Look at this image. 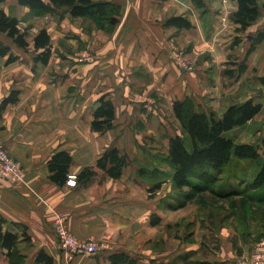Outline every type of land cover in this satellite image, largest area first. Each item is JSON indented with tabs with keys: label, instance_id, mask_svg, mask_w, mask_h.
<instances>
[{
	"label": "crops",
	"instance_id": "0c3cea01",
	"mask_svg": "<svg viewBox=\"0 0 264 264\" xmlns=\"http://www.w3.org/2000/svg\"><path fill=\"white\" fill-rule=\"evenodd\" d=\"M92 1L117 5L113 20L101 26L94 19L71 16L66 6L44 15L16 0L0 4L26 28L28 42L20 48L0 34L16 56L9 63L0 56V144L25 174L19 183L0 178L1 231L19 234L17 247L25 264H35L39 251L53 264H108L114 252H126L138 264H244L251 240L236 237L233 217L224 218L229 213L219 219L215 214L211 238L204 220L195 243L189 244L184 236L172 235V227L182 226L180 214L173 212L184 205L171 208L173 199H164L170 178L157 189L151 186L155 169L165 172L166 165L171 170L164 159L169 138L181 134L175 100L192 99L196 109L218 115L245 100L259 103L253 118L228 132L243 136L240 142L261 143L264 36L249 48L264 28V0H256L259 15L244 31H237L233 21L237 0H202V7L192 0ZM61 8L67 11L64 17ZM177 16L189 26L168 22ZM41 28L51 45L46 63L35 60L42 49L33 48ZM12 93L15 101L5 102ZM101 97L112 102L113 121L110 128L95 131L91 121ZM110 147L127 157L115 178L95 167ZM57 151L71 157L62 185L49 178L48 160ZM85 167L95 171L89 180L67 184L68 175ZM156 215L160 221L152 225ZM58 216L75 237L95 240L99 252L71 258L61 252L54 228ZM159 224L164 229L158 244ZM7 259V249L0 246V264Z\"/></svg>",
	"mask_w": 264,
	"mask_h": 264
},
{
	"label": "trees",
	"instance_id": "16d2710c",
	"mask_svg": "<svg viewBox=\"0 0 264 264\" xmlns=\"http://www.w3.org/2000/svg\"><path fill=\"white\" fill-rule=\"evenodd\" d=\"M4 0H0V4ZM18 4L27 6L31 10L41 12L54 11L60 6H66L73 17H88L94 19L97 25L104 26L107 21L113 20L117 14L118 6L109 1L95 2L92 0H16ZM197 6L202 7V0H192ZM259 15V6L256 0H237V10L233 14V21L237 24V31H244L251 25ZM170 24L182 27L189 26V22L182 17H172ZM0 34L11 40L20 48H26L27 30L22 28L20 21L8 15L0 8ZM264 36V28L257 32L252 38L251 49ZM49 35L45 28H41L33 37V48L42 49L36 56V61L46 63L50 54ZM0 56H6V62L16 59L10 52L8 45L0 41ZM15 101V94L12 93L5 102ZM175 117L178 119L181 134L169 138L168 153L165 160L171 168L169 178L173 187L182 192L185 187L189 191L185 193L186 199L194 194L210 192L219 198L232 199V206L240 207L236 211V218L244 222L255 220L258 215L262 234L264 235V155L260 146L264 144V136L261 143H248L234 140L225 133L236 126H241L253 118L260 111V104L254 103L251 99L241 103L228 106L221 115L212 110L196 109L192 99L175 100L172 104ZM114 107L109 99L101 97L99 104L93 110L91 121L92 129L103 131L112 126ZM240 161H250L254 164V170L250 173L249 179L241 173L235 172L232 177L242 185L233 187L226 180L214 189L216 182L225 170L231 166H238ZM71 163L70 155L65 151H57L48 160L49 178L62 185L66 182L68 167ZM127 163V157L121 154L117 148L110 147L105 150L96 160L95 167L102 169L111 177H119L122 168ZM158 169H155V171ZM157 172V171H156ZM95 171L93 167H85L76 175V180L86 182ZM158 173H162V171ZM199 180V181H194ZM163 179L157 180L151 190L157 189ZM239 185V186H240ZM239 203V204H235ZM255 203V207L250 206ZM244 205V206H243ZM235 211H231L234 215ZM253 220V221H254ZM160 217L156 215L151 219L152 225L158 224ZM257 222V220L255 221ZM0 221V246L7 249V264H25L26 257L17 247L19 234L13 231H1ZM25 240H29L24 230L21 232ZM259 237V238H260ZM108 264H138L137 260L126 252H114L108 256ZM35 264H53L50 256L39 251L34 259Z\"/></svg>",
	"mask_w": 264,
	"mask_h": 264
},
{
	"label": "rangeland",
	"instance_id": "374dc122",
	"mask_svg": "<svg viewBox=\"0 0 264 264\" xmlns=\"http://www.w3.org/2000/svg\"><path fill=\"white\" fill-rule=\"evenodd\" d=\"M55 11V10H54ZM54 11H47L43 12L44 15H51L55 14L52 13ZM60 15L61 17H64L65 14H67L66 9L61 8L60 9ZM34 13V12H32ZM56 13H58V8L56 10ZM37 14V12H35ZM88 18V17H86ZM23 27V26H22ZM66 38V37H64ZM142 97V102L145 104L151 105V100L148 99L147 95H141ZM235 132H226L225 134L227 136H231L234 140L238 141L241 138H244L243 136L237 137ZM260 150L262 154L264 155V148L260 146ZM238 166L236 167H229L225 170V172L220 176V180L216 182L214 185V189L219 188V186L223 183L224 180H226L227 176L228 181L233 185V187H242L235 178L232 177V174L234 175L235 172L241 173L244 176V179L246 177L249 179V176L251 175L250 173L254 170V164L250 161H240L238 162ZM165 172L162 171V173H158V170L153 172V175L156 177L155 181L157 180H162L161 183L167 182L169 175L171 173V170L167 168L165 165ZM143 172L148 173L147 169H144ZM194 181H199L195 180ZM201 182V181H199ZM240 185V186H239ZM171 188V189H170ZM170 189V190H169ZM189 191L188 187H185L182 189V192H179L174 189V187L171 184H166L164 192L166 193V197L164 198L165 200L173 199V202L171 204V208H177L179 206H182L181 209L178 210V212H173V213H179L180 216H177L178 219H180L181 227L177 228V226L172 227V235H178V236H184V239L189 240V244H193L196 241L197 235L199 231H197V228H199L200 225H205L204 220L209 221L210 227L206 225V233L208 236H212L214 234V230L211 228L212 223L214 220L217 222L218 219L221 217V215L225 214L224 218H228V216L233 217V222L235 224V230H236V237H244L248 241L251 240L250 247L247 249L248 254L250 253L254 243L258 240L260 235L262 234V228L259 226L260 222L258 220V215L256 216L255 220L247 221L244 222L243 224L239 221V219L236 218V211L240 208L237 205L232 206V199H237V198H229V199H223L219 198L218 196L210 193V192H203L200 194H194L190 198L186 199L185 193ZM239 204V203H235ZM164 205H160L159 207H163ZM174 206V207H173ZM244 206V205H243ZM250 206L255 207V203L251 204ZM235 211L231 215V211ZM215 214L218 216V219L215 218ZM175 215H173L174 217ZM257 220V222H255ZM249 222L251 223L252 226H250ZM197 223L198 226H197ZM163 229L164 226L163 224H159V226L156 227V240L157 243L159 244V238L163 234ZM215 235V234H214ZM211 238V237H210ZM156 244V247H159V245ZM199 251V250H198ZM193 256V255H192Z\"/></svg>",
	"mask_w": 264,
	"mask_h": 264
},
{
	"label": "built area",
	"instance_id": "2783aa9c",
	"mask_svg": "<svg viewBox=\"0 0 264 264\" xmlns=\"http://www.w3.org/2000/svg\"><path fill=\"white\" fill-rule=\"evenodd\" d=\"M185 68H188L185 66ZM264 94V87L262 88ZM0 178L10 182H24L23 168L14 160L0 144ZM76 175H68L67 184L74 185ZM55 235L58 249L68 258L78 254L93 256L99 252V244L90 238L79 239L71 234L65 227L63 216H58L54 222ZM244 264H264V235L254 243L250 253L245 258Z\"/></svg>",
	"mask_w": 264,
	"mask_h": 264
}]
</instances>
